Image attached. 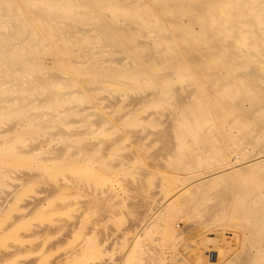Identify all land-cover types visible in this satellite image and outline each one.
<instances>
[{
  "label": "bare ground",
  "instance_id": "6f19581e",
  "mask_svg": "<svg viewBox=\"0 0 264 264\" xmlns=\"http://www.w3.org/2000/svg\"><path fill=\"white\" fill-rule=\"evenodd\" d=\"M113 172L140 196L125 210L200 215L237 233L222 264H264V0H0L1 201L13 177L94 201ZM156 180L170 196L150 203ZM106 188L90 207L124 224Z\"/></svg>",
  "mask_w": 264,
  "mask_h": 264
},
{
  "label": "rangeland",
  "instance_id": "374dc122",
  "mask_svg": "<svg viewBox=\"0 0 264 264\" xmlns=\"http://www.w3.org/2000/svg\"><path fill=\"white\" fill-rule=\"evenodd\" d=\"M35 141L36 139H32V142ZM147 144H149L148 153H154L158 144L152 143L150 139L147 141ZM123 145L127 147L125 146L124 149L116 151L117 154L125 155L129 149H133V143L129 139L124 140ZM149 160L150 159H148L147 162ZM149 163L151 165V160ZM149 163H147V167L153 169L148 165ZM95 167L96 164L91 165L89 168L91 172L95 171ZM13 176L14 175H12L11 178ZM123 178H125V176L122 174L113 172L111 178L107 179L103 184L96 185L95 181H92L91 185L93 187L90 185L86 186V190L84 188L85 193H83L89 197L91 190L94 191V194L98 191V194H95L96 199L93 201V199L89 200L83 195L80 197L66 195V189H60L56 192L57 194L49 196V192L47 190L45 191L44 187L33 183H26L21 177H13L10 180L11 185L4 188L11 193L10 198L8 197L7 200H3V202L0 198V264H22V262L23 264H31L32 261L34 264H48V262L49 264H222L219 258L222 259L226 257L228 259L230 253L231 256H233V251H238L237 238L235 235H232L237 234L235 230L230 228V235L228 231H225L228 228L221 229V227L215 226L214 222L200 215H192L193 217H190V215L185 214L186 216L179 215L171 219H162V217H160L162 212L160 213V211L152 210L150 206L153 207V204L148 205V203L147 208L144 207L143 209L145 212H142L143 210L141 211L142 215H139L140 211L138 212V210H136L137 213H133V210H128V207H126L125 210V206H130L131 203L137 202L140 196L136 194L132 187L126 190L127 187H125V185L124 187L121 186L119 179ZM156 181L157 184H153L155 186L154 188L153 185L148 186L145 184L143 186V192L147 196V199L151 197V199L155 200V203L161 202L170 196V193L166 190V184L158 180ZM62 183H67V181L63 180ZM106 186L111 188L112 192L116 194L117 199L122 202V209L124 210H121L119 214L122 219L124 218V224H118V222H116L117 225H115V221L113 220H116L118 217L117 214L109 210L106 204L102 206L103 208L99 206L100 204L102 205V203L104 204L109 197L106 192ZM182 187L183 186L179 185L177 190ZM40 189L42 190L41 192ZM132 194H134V196H139L138 199L136 198L137 201L134 200L135 197H133ZM150 194L152 195L150 196ZM97 199H100L98 205L99 209L95 206V210H98V214L102 212L101 214L106 216L102 215L103 218L100 217V220L102 218L101 221L98 219L99 217L94 207H90L92 204L91 201L96 203L95 200ZM33 200H35V202H33ZM103 200L105 201L102 202ZM154 200L148 199L147 201L151 203L154 202ZM77 201L79 205L74 204L69 206L65 211H53V207L57 203H71ZM80 201L88 204V208L90 207L91 209L86 208V204H83L84 207H82ZM89 201L91 203H89ZM129 201L131 202L128 203ZM104 206L105 210H102ZM78 213H80L81 216L79 223L75 222L76 219L74 218ZM137 215L139 216L138 220H136ZM54 217L63 218L65 220L62 219L63 221L59 220L55 222L52 220ZM97 219L98 221L96 222ZM200 220L204 222H200ZM61 221L65 223V226L63 229H57L56 227H58V225L60 226ZM73 222L75 223L74 227L72 225ZM126 224L128 226L131 225V231H129V227L128 229L126 228ZM78 225L80 226L78 227ZM37 226L39 228H37ZM109 226L112 228V231ZM134 226L136 227L134 228ZM164 226L171 230V235L168 238H166L163 233ZM214 226L215 229H213ZM219 228L223 230L222 235ZM53 229L57 230L53 231ZM66 230H68V233L72 232L75 234L70 233V236ZM213 231H220V233L218 232L220 234L218 235L219 238L214 236L216 232L214 233ZM62 233H64V236L67 235V237L63 236L62 238ZM115 236L116 238H114ZM218 241H221V245L219 244L220 246L216 244ZM223 241L226 243H222ZM116 242H119V244ZM11 248L13 250H11ZM196 252L200 254H196ZM216 252H222L224 256L217 257ZM203 253L205 254L203 255ZM7 254L9 256H7Z\"/></svg>",
  "mask_w": 264,
  "mask_h": 264
}]
</instances>
